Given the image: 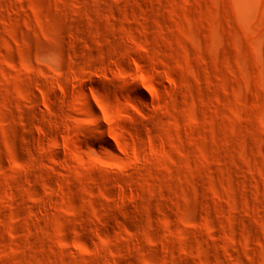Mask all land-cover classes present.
Instances as JSON below:
<instances>
[{
  "label": "rangeland",
  "instance_id": "obj_1",
  "mask_svg": "<svg viewBox=\"0 0 264 264\" xmlns=\"http://www.w3.org/2000/svg\"><path fill=\"white\" fill-rule=\"evenodd\" d=\"M0 264H264V0H0Z\"/></svg>",
  "mask_w": 264,
  "mask_h": 264
}]
</instances>
